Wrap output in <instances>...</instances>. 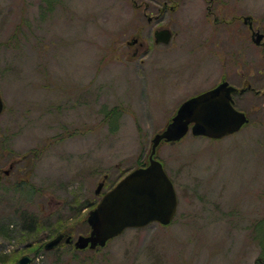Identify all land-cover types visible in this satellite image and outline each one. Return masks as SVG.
Instances as JSON below:
<instances>
[{"label":"rangeland","instance_id":"rangeland-1","mask_svg":"<svg viewBox=\"0 0 264 264\" xmlns=\"http://www.w3.org/2000/svg\"><path fill=\"white\" fill-rule=\"evenodd\" d=\"M224 81L241 131L157 147L178 197L169 226L100 253L45 249L88 235V212L150 164L180 106ZM0 93V264H264V0H0Z\"/></svg>","mask_w":264,"mask_h":264},{"label":"water","instance_id":"water-1","mask_svg":"<svg viewBox=\"0 0 264 264\" xmlns=\"http://www.w3.org/2000/svg\"><path fill=\"white\" fill-rule=\"evenodd\" d=\"M152 18H149L151 21ZM255 43L259 44L263 35L255 32ZM170 29L157 30V43L168 44L172 39ZM133 39L130 45L136 43ZM236 88L228 81L215 88L185 101L167 129L153 139L150 164L137 168L124 176L114 187L105 192L97 205L88 212L87 222L91 228L88 235L72 236L58 234L45 244L52 250L63 241L73 244L75 249H96L126 230L144 228L152 223L167 226L178 212L177 192L162 163L155 158L157 147L162 141L174 144L182 140L190 131L194 136L220 140L239 132L247 123L244 112L236 109L233 93ZM5 104L0 93V116ZM7 174L9 170L5 171ZM100 183L95 191L99 195L103 188ZM34 257L24 255L16 264H31Z\"/></svg>","mask_w":264,"mask_h":264},{"label":"trees","instance_id":"trees-1","mask_svg":"<svg viewBox=\"0 0 264 264\" xmlns=\"http://www.w3.org/2000/svg\"><path fill=\"white\" fill-rule=\"evenodd\" d=\"M22 216V218L24 219L25 218V220L26 221H32V222H36L37 220H36V216H34V217H28L27 215H25V213L24 214H22L21 215ZM69 234V233H68ZM60 246V245H59ZM58 246V247H59ZM58 247H56L54 250H58ZM54 250H51V251H54ZM86 250H88V251H90V252H93V253H100L102 250H103V248H101V247H97L96 249H86ZM77 251L78 250H76V253H77ZM85 251V250H84Z\"/></svg>","mask_w":264,"mask_h":264},{"label":"flooded vegetation","instance_id":"flooded-vegetation-1","mask_svg":"<svg viewBox=\"0 0 264 264\" xmlns=\"http://www.w3.org/2000/svg\"><path fill=\"white\" fill-rule=\"evenodd\" d=\"M147 19H148V17H147ZM247 23H248V21L245 20V24H247ZM247 25L249 26L250 31L254 32V31H253V28H252L249 24H247ZM133 39L138 40V41H136V43H134L133 45H131V46L135 49V53H134V55H137L138 52H139V50H140V47L143 46V43L140 42V39H139L138 37H134ZM133 39H132V40H133ZM128 43H129V42H128ZM215 87H216V86H215ZM215 87H214V88H215ZM212 89H213V88H212ZM209 90H211V89H209Z\"/></svg>","mask_w":264,"mask_h":264}]
</instances>
